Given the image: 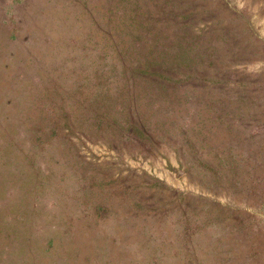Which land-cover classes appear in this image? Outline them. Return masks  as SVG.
<instances>
[{
  "label": "rangeland",
  "instance_id": "1",
  "mask_svg": "<svg viewBox=\"0 0 264 264\" xmlns=\"http://www.w3.org/2000/svg\"><path fill=\"white\" fill-rule=\"evenodd\" d=\"M27 3L0 264H264V0Z\"/></svg>",
  "mask_w": 264,
  "mask_h": 264
},
{
  "label": "crops",
  "instance_id": "2",
  "mask_svg": "<svg viewBox=\"0 0 264 264\" xmlns=\"http://www.w3.org/2000/svg\"><path fill=\"white\" fill-rule=\"evenodd\" d=\"M27 2L28 0H0V38L7 37L6 29L10 28L7 24L12 23L14 11H17L18 17L21 16L22 7L26 6ZM2 33L5 35H1Z\"/></svg>",
  "mask_w": 264,
  "mask_h": 264
}]
</instances>
